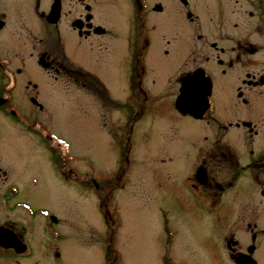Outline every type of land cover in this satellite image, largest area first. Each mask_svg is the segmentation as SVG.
Segmentation results:
<instances>
[{
    "label": "rangeland",
    "instance_id": "obj_1",
    "mask_svg": "<svg viewBox=\"0 0 264 264\" xmlns=\"http://www.w3.org/2000/svg\"><path fill=\"white\" fill-rule=\"evenodd\" d=\"M229 1L230 10H239L237 15L227 14L231 30L234 19L247 17L244 10L255 9L243 0ZM245 4L247 9H243ZM209 5H216L215 0ZM25 6L31 7L29 2ZM25 6H18L25 18H14L13 32L22 34L10 37L4 52L11 57L12 67L19 68L21 84L28 78L36 88L20 85L13 90L17 96L7 103L13 116L0 110V166L5 171L4 181L0 174V190L7 186L15 192L8 194L11 199H0V214L23 223L30 255L19 262L7 257L4 264H102L105 249L98 252L102 242H113L116 264H234L221 248L224 236L238 241L236 249L244 252L250 244V232L264 240V215L257 213L253 204L240 203L242 191L238 194L227 189L220 196H205L192 182L196 161L206 158L210 135L204 121L177 113L173 98L160 97L176 91L177 83L172 79L179 73L177 69H183L169 66L181 61H175L173 55L164 59L168 65L153 59L160 53V32L148 69L144 61L150 79L155 78L154 83L147 80V86L156 100L147 104L149 97L144 103L138 99L143 105L139 106L141 102L127 96L125 70L117 65L95 70L106 80L111 100L101 94L96 82L95 87L85 85L84 89L81 84L53 82L46 70L34 65V54L29 55L32 44L40 48L44 43L38 38L48 41L49 35L41 24H33ZM214 14L210 13L209 21L208 14L199 17L206 27L204 32L215 27ZM109 15V25L118 31L124 29L125 21L117 10ZM172 16L165 19L167 24ZM256 19H248L244 30H253ZM184 22L177 34L163 29L165 37L172 40L169 47L178 41L180 32H186ZM150 24L153 30L162 28L153 20ZM260 26L264 30V24ZM24 33L36 37L25 38ZM119 40L117 37L116 57L124 52ZM165 76L170 78L167 83ZM31 94L42 107L34 105ZM127 109L133 115L129 116ZM126 129L129 135L125 140ZM231 130L227 134L233 136ZM221 172L217 171L218 175ZM30 209L36 218L27 222L25 213ZM42 211L55 219L52 231L39 227L48 220ZM237 212L243 213L240 217L244 216V221H233ZM254 220L260 223L257 227H246V221ZM51 246L59 253L57 257ZM251 257L264 264V241Z\"/></svg>",
    "mask_w": 264,
    "mask_h": 264
},
{
    "label": "flooded vegetation",
    "instance_id": "obj_2",
    "mask_svg": "<svg viewBox=\"0 0 264 264\" xmlns=\"http://www.w3.org/2000/svg\"><path fill=\"white\" fill-rule=\"evenodd\" d=\"M210 1L166 0L165 3V0H0V110L14 115L7 103L13 102L17 96L13 90L22 85L17 77L20 74L19 68L12 67L11 57L7 58L4 52L10 37L22 34L13 32L16 27L14 18L17 17L19 21L25 18L19 14V5L25 6L29 2L31 7L25 6V10L27 9L32 18L30 20L33 24H41L43 32L49 35L48 41L38 38V42L44 43L40 48L32 44L29 55L34 54V65L46 70L53 82L77 86L81 84L83 89L85 85L95 87L96 82L100 86L101 94L110 100L104 85V81L107 82L95 70H109L116 65L125 70V89L130 91L127 93L130 99L144 103L149 97L147 104L156 100L155 94L150 95L147 86V82L154 83L155 78L150 79L145 62L148 69L151 50L154 49L160 32V53L153 59L164 62V59L173 55L175 61H181L170 64L164 62V65H173V69L177 66L183 67L177 69L179 73L172 79L177 83L176 91L160 97L173 98V108L177 113L204 121L210 135L206 158L196 161L198 165L192 171V182L198 187L200 194L206 193L202 194L205 196H220L227 189L237 191L238 194L242 191L244 199L240 203L253 204L257 213L264 215V30L260 26L261 23L264 24V0H243L255 10H244L247 17L241 21L234 19L231 30L227 16L237 15L235 13L239 10H230L232 3L229 0H215L214 6L209 5ZM13 5L11 15L9 9ZM248 5L245 4L243 9H247L245 7ZM113 10H117L125 21L124 29L120 31L108 24L109 13ZM211 12L215 13L216 25L204 32L206 27L199 22V17L208 14L209 21ZM171 13L173 16L167 24L165 19ZM10 18L13 19L12 24ZM181 18L187 24L186 32H180L176 37L178 41L169 47L172 40H168L162 31L165 28L177 34L184 22ZM255 18L257 19L253 23V30H244L243 24L249 22L248 19ZM150 20L162 28L153 30ZM187 22L194 24L189 26ZM152 30L153 35L150 33ZM24 35L32 40L36 37L35 34ZM182 36L185 41L179 40ZM117 37L124 52L116 57L114 50ZM177 53H180L179 57L176 56ZM167 78L165 76V83L170 81ZM185 78L190 79L184 80ZM23 82L22 86L26 89L36 88V84L28 78ZM179 96L187 100L193 98L190 103L184 100L192 112L183 113L176 108L175 102ZM29 97L38 109L42 107L32 94ZM203 100L206 101V107H202ZM142 102L139 106H143ZM144 110L148 111L146 103ZM128 115H133V111L128 110ZM229 129H232L233 136L227 134ZM124 133L125 139L129 135L127 129ZM203 164H206L208 170ZM217 171L222 172L218 175ZM68 172L71 170L68 169ZM0 174L4 181L5 171L1 166ZM217 176L222 181H218L221 179ZM6 188L7 186L0 190V199L4 201L11 199L8 194L15 195L14 191ZM2 204L6 205V202ZM15 205L20 206L18 203ZM236 210L240 208L237 207ZM241 213H235L233 221L235 218L244 221V216L240 217ZM41 214L47 218L45 211ZM3 215L0 214V264H4L7 257H12L15 262L28 259L30 250L25 242L29 241L27 236H23V223L18 220V223L13 222ZM25 216H28L27 222L36 218L32 209ZM47 219L39 227L52 231L55 219L51 216ZM233 221L231 224H234ZM258 224L260 223L256 220L246 221V227L250 229ZM29 230H33L32 226H29ZM249 239L250 244L244 249L245 252L238 251V241L227 236L223 237L220 245L227 251L232 263L237 264L238 258L247 257L248 264H257L251 254L259 242L264 240H259L254 232H250ZM102 243L98 246V252L105 249L102 264H116L113 242ZM50 250L55 257L59 255L53 246Z\"/></svg>",
    "mask_w": 264,
    "mask_h": 264
},
{
    "label": "bare ground",
    "instance_id": "obj_3",
    "mask_svg": "<svg viewBox=\"0 0 264 264\" xmlns=\"http://www.w3.org/2000/svg\"><path fill=\"white\" fill-rule=\"evenodd\" d=\"M183 94H184V90H183ZM186 102H188V103H190V102H193V98H190V99H184V97L183 96H179L177 99H176V102H175V104L177 103L178 104V106H177V104H176V108L179 110V111H181V112H192V110H189L188 108H187V106H186V103H185V101ZM2 234V233H1ZM1 239V238H0ZM1 243H3V242H1ZM249 261V259L247 258V257H243L241 260H240V264H248V262H246V261Z\"/></svg>",
    "mask_w": 264,
    "mask_h": 264
},
{
    "label": "water",
    "instance_id": "obj_4",
    "mask_svg": "<svg viewBox=\"0 0 264 264\" xmlns=\"http://www.w3.org/2000/svg\"><path fill=\"white\" fill-rule=\"evenodd\" d=\"M188 79H190V78H185L184 80H188ZM184 82V81H183ZM182 87H183V83H182ZM177 104V103H176ZM203 106L202 107H206V101L205 100H203V104H202ZM177 106H178V104H177ZM202 111V110H201ZM193 114H195V113H193ZM193 114H191V115H193ZM194 116V115H193ZM242 258H238L237 259V264H240V260H241Z\"/></svg>",
    "mask_w": 264,
    "mask_h": 264
}]
</instances>
